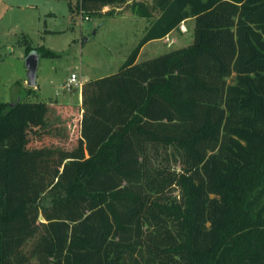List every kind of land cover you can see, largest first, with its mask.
Wrapping results in <instances>:
<instances>
[{
	"label": "trees",
	"instance_id": "trees-1",
	"mask_svg": "<svg viewBox=\"0 0 264 264\" xmlns=\"http://www.w3.org/2000/svg\"><path fill=\"white\" fill-rule=\"evenodd\" d=\"M69 12L149 25L116 73L80 86L70 147L28 149L41 122L0 96V264H264V0H76ZM189 19L191 45L136 63Z\"/></svg>",
	"mask_w": 264,
	"mask_h": 264
},
{
	"label": "rangeland",
	"instance_id": "rangeland-1",
	"mask_svg": "<svg viewBox=\"0 0 264 264\" xmlns=\"http://www.w3.org/2000/svg\"><path fill=\"white\" fill-rule=\"evenodd\" d=\"M75 3L76 0H3L0 3L1 99L15 105L17 102L32 105L33 110L23 109L19 114L18 120L23 124L27 117L33 116L41 122L40 132H27L28 149L73 143L71 136L78 135L82 113L79 84L116 73L141 39L146 24L129 12L124 16L72 20L69 4ZM24 39L32 47L41 46L58 55L51 59L39 58L36 86L30 92L25 47L20 45ZM192 42V23L187 22L169 40L145 46L136 63L187 47ZM72 74L77 76L76 86H68ZM39 104L44 107H35ZM173 196L181 200L178 191Z\"/></svg>",
	"mask_w": 264,
	"mask_h": 264
},
{
	"label": "water",
	"instance_id": "water-1",
	"mask_svg": "<svg viewBox=\"0 0 264 264\" xmlns=\"http://www.w3.org/2000/svg\"><path fill=\"white\" fill-rule=\"evenodd\" d=\"M39 55L36 52H31L26 56L25 66L27 70L26 80L30 88L36 86V71L38 67Z\"/></svg>",
	"mask_w": 264,
	"mask_h": 264
},
{
	"label": "crops",
	"instance_id": "crops-1",
	"mask_svg": "<svg viewBox=\"0 0 264 264\" xmlns=\"http://www.w3.org/2000/svg\"><path fill=\"white\" fill-rule=\"evenodd\" d=\"M0 3H3V0H0ZM6 8L8 7V4H3ZM138 19V18H137ZM142 22H146V24H145V27H143V29H142V36H143V32H144V30H145V28L146 27H148V25H149V23H148V21H145V20H142V19H140ZM187 22H191L192 23V30H193V27H194V22H193V20L192 19H189V20H186V21H184V22H182L181 24H180V26H183V25H185ZM179 26V27H180ZM178 29H176V30H173L171 33H169L165 38H163V39H161V40H158V41H152V42H149L148 44H146L145 46H147V45H150L151 43H153L154 44V42L155 43H157V42H165V41H167V40H169L170 39V37L172 36V34L174 33V32H176ZM141 36V37H142ZM144 46V47H145ZM144 47L142 48V49H144ZM182 48V47H181ZM168 53V52H167ZM137 61V60H136ZM1 67V66H0ZM39 89V88H38ZM38 89H36L35 88V90H38ZM1 92L3 93V81H2V78H1V68H0V96H1ZM3 102H6V103H9V102H7V101H4L3 99H1Z\"/></svg>",
	"mask_w": 264,
	"mask_h": 264
},
{
	"label": "built area",
	"instance_id": "built-area-1",
	"mask_svg": "<svg viewBox=\"0 0 264 264\" xmlns=\"http://www.w3.org/2000/svg\"><path fill=\"white\" fill-rule=\"evenodd\" d=\"M88 18H85L84 20H87ZM68 86L71 85V86H76L78 84V81H77V76L75 74H72L69 78H68ZM79 86H81L79 84Z\"/></svg>",
	"mask_w": 264,
	"mask_h": 264
}]
</instances>
